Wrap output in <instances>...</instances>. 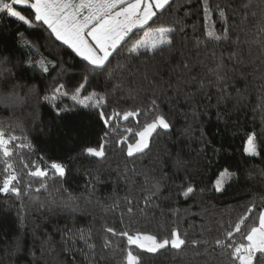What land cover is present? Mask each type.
<instances>
[{"label":"trees","instance_id":"trees-1","mask_svg":"<svg viewBox=\"0 0 264 264\" xmlns=\"http://www.w3.org/2000/svg\"><path fill=\"white\" fill-rule=\"evenodd\" d=\"M247 2L210 0L213 8L219 4L226 15L221 18L218 11H213L205 21L201 0H170L171 7L164 11L161 21L176 23L178 28H183V32L176 36L175 48L152 59L142 56L136 59V65L143 67L144 64L154 66L171 62L175 66L181 61L183 52L194 64L193 75L211 79L213 84L202 90L194 84L189 86L186 91L195 95L188 102L183 92L174 104L169 102L174 93L161 96L159 113L165 115L173 126L167 132L158 128L149 138L151 150L138 156L134 162L126 156L127 145L133 143L137 139L136 133L159 113L141 114L127 121L115 119L110 122V127H106L99 120L98 110L73 107L70 99L61 98L56 103L70 110L57 117L42 97L53 85L54 77H58L55 83L69 85L81 80L78 60L74 61L67 54L49 55L59 50L56 49L58 42L54 37L49 38L47 31L35 25L26 28L14 18L0 14V59L9 61L8 66L13 68L16 77L9 82V87L0 89V97L7 95L11 84L24 85L16 90L24 97L22 104L7 107L6 102L0 100V122L4 126L11 125L18 137L27 135L28 143L32 145L31 148L17 147L24 143L17 140L10 146L11 157L0 154V184L5 175V160L12 165L10 170L21 177L22 188L29 182L33 188L40 183L28 177L25 164L31 168L33 164L49 167L50 162H62L68 169L63 188L77 197L73 202L76 210L72 211L61 207L59 199L56 204L45 203L41 208L35 194L23 198L0 194V264H121V251L128 250L140 254L143 264H231L229 256L215 245V241L224 239L226 233L235 227L247 208L252 206L254 197L257 206L241 225L242 233L246 234L250 226L258 224L259 211L264 207L259 199L264 196V176L261 175L264 157L249 158L243 153L244 142L251 133H255L258 143L264 146V79H261L264 63L257 59L258 46H253V55L250 56L249 45L245 43L251 39L245 33L256 31L251 18L242 22L245 12L242 6ZM18 10L26 16L31 15L29 9ZM206 23L218 33L227 27L232 40L238 36L241 43L237 47L231 42L208 41L201 45L197 57L194 45L205 39ZM18 32H23L26 39L39 45L35 54L37 60L43 54L56 64L64 62L67 67L76 63L77 67L59 77L60 67L51 70L50 66V74L41 75L38 69L26 63L28 49L23 47L24 41L17 38ZM143 37L144 33L140 32L135 38ZM233 51L239 53L244 61L242 64L236 59L229 60ZM213 53L216 58L223 57L227 71L223 96L215 85L214 76L207 75L208 69L215 68L217 62ZM125 60H132L126 49L112 60V66ZM33 85L35 92H29ZM94 88L107 95L105 111L109 114L113 110L121 115L136 108L144 112L148 110L150 90L142 88L131 95L127 90L113 92L112 85H105L103 80L99 81V86L95 81L88 85V92ZM193 108L196 109L195 117ZM18 124L26 131H22ZM105 132L108 133L106 158L82 154L84 147H97ZM177 157L182 162L179 167L175 165ZM217 160L220 164L227 161L233 171L239 169L236 180L221 193L212 190V182L218 174ZM125 166L129 170L135 168L139 173L132 176L129 172L132 183L120 178ZM144 172L157 179L163 176L159 197L153 199L150 207L144 202V196L150 192L141 190ZM49 185L53 191L61 188L58 181H49ZM189 185L194 193L185 198L182 192ZM147 187L151 189V183ZM59 195L67 199L63 189ZM126 197L132 200L131 205ZM129 207L132 212L128 211ZM108 227L117 233L141 232L154 234L160 239L170 237L171 230L176 228L187 240L188 247L181 252L162 250L158 255L147 254L135 245H129L126 237L106 232ZM234 238L246 243L240 233H234ZM194 239L200 242L199 246H191ZM106 240L111 242L109 248H104Z\"/></svg>","mask_w":264,"mask_h":264},{"label":"snow or ice","instance_id":"snow-or-ice-1","mask_svg":"<svg viewBox=\"0 0 264 264\" xmlns=\"http://www.w3.org/2000/svg\"><path fill=\"white\" fill-rule=\"evenodd\" d=\"M203 5V12L205 21L210 18V13L218 11L221 18H224L225 9L219 4L215 7L210 4V0H201ZM248 0L243 4L245 12L242 17V22H247L249 18L254 21L256 28L255 33H245L246 36H251V39L246 40L245 43L249 45V55H253V46H258L260 59L264 63V0ZM167 7H171L170 0H0V14L7 17L14 18L16 21L22 23L26 28H32L34 25L37 28H42L49 33V38H53L56 42V49L49 53L51 56H59L67 54L72 57L74 61L78 60L79 70L81 73V80L76 84L69 85L67 83H55L58 77L53 78V85L48 92L43 95L42 100L47 102L55 111L57 117H62V114L70 109L61 108L56 102L61 98H68L73 102V107H79L86 110H98L99 120L106 126H111V121L115 119H123L127 121L130 117L151 115L153 112L159 113L158 100L161 96H167L169 92L174 93L169 97L170 103H176L179 100L180 94L185 93L184 99L186 102L190 101L195 93L187 92L186 89L191 85H196L197 89L202 90L206 86H211L213 81L211 79L205 80L204 77L193 75L194 64L192 61L181 52V61L177 62L175 66L171 62L149 66L144 64L143 67L136 65V59L145 57L152 59L158 54L165 51L171 52L175 48L176 36L183 32L182 27H177L176 23L168 24L161 21V16ZM20 8L29 9L31 15L26 16ZM188 14L187 12L185 13ZM140 32L144 33L143 38L138 37ZM205 39L198 40L194 45L196 56H200V48L202 44L208 41L212 42H231L237 47L241 43L239 37L232 40L230 30L225 27L222 33H218L214 27H208L206 23L205 31L203 33ZM17 38L23 40V47L28 49L29 60L26 62L31 67L38 69L41 75L50 74L55 67H60L61 71L59 77H62L68 71L77 67L76 63L64 66V62L56 64L55 60L49 59L48 56L41 54L39 60L35 58V54L39 45L31 42L25 38L23 32L17 33ZM131 45L129 46V42ZM127 50L128 55L132 60H125L124 63H117L115 67L112 66V60L119 57L122 50ZM215 68L208 69V76H214L215 85L223 96L226 92L227 85V71L223 57H215ZM236 59L238 63H243V59L239 57V53L233 51L229 54V60ZM7 59H0V89L9 87V82L15 79L13 68L8 66ZM167 73V79H165ZM45 78H47L45 76ZM261 79H264L262 74ZM103 80L105 85L111 84L113 92L125 91L131 95L139 89L151 91V99L147 112L140 108L130 111H125L121 115L120 112L113 110L109 114L105 109L107 108V95L95 90L88 92V85L96 82L99 86V81ZM24 85L11 84L10 91L7 95L0 97V100L6 102L7 107H13L24 102V97L16 91ZM264 87V85H262ZM29 92H35V85H33ZM87 92V95L83 93ZM192 115L195 117L196 109H192ZM22 131H26L23 125L18 124ZM171 122L162 113L156 114L151 122L144 125L143 130L136 133L138 139L134 143H129L126 149V156L132 158L134 162L138 156H143L147 151H150V140L156 130L163 129L165 132L172 128ZM43 132L44 129L41 128ZM15 129L11 125L4 126L0 122V154L8 158L13 155L10 146L17 140H23L24 143L17 145V147H29L32 145L28 143L29 137H18L14 134ZM108 133L105 132L100 138L97 147H84L82 154L104 159L106 158L107 143L106 137ZM203 136V134H202ZM122 147V146H121ZM219 150H217L218 152ZM243 153L246 157L256 158L264 157V146L258 143V138L255 133L247 136L244 142ZM182 162L177 157L175 165L181 166ZM211 166V162H209ZM218 174L216 179L212 182V190L221 193L226 190V186H230V182H234L238 177V167L233 171V166L228 164H220L219 160L216 162ZM28 169V177L31 180H39L38 186L33 188L29 182L23 188L20 186L22 179L12 169V165L5 160V167L3 169L4 178L0 184V194H12L17 198L24 196H31L35 194L39 201V207L43 208L45 203L49 205L56 204L57 199L60 201V206L75 211L76 208L73 202L77 197L73 196L70 191L63 188L67 182V166L62 162H50L49 167H37L35 164ZM34 168V170H32ZM135 176L137 170L135 168L129 170L125 166V171L120 178L126 182H134L129 176ZM144 176V186L142 191L150 192L149 195L144 196L146 207H150L153 199L159 197L162 187L163 176L157 179L149 172L142 173ZM264 176V171L261 172ZM49 181L53 183L59 182L61 188L54 191L50 190ZM151 183V189L147 185ZM63 191L67 195L65 200L59 193ZM194 193L192 186H187L182 192L185 198H188ZM46 194V195H44ZM127 202L131 205L132 200ZM261 204L264 205V196L259 197ZM256 198L254 197L252 206L247 208V211L242 215L235 227L226 233L224 239H217L215 245L224 250L225 254L229 256L231 264H264V207L259 211L258 224H253L247 230L246 234L242 233L241 225L249 219V214L253 213V208L256 207ZM129 212L132 208L129 207ZM178 211V210H177ZM175 214V212L173 213ZM106 232L112 235H119L126 237L129 245H135L144 253L158 255L161 251L176 250L183 251L188 247V242L182 238V234L178 229L174 228L170 232V237L163 239L158 238L154 234H145L137 232L130 234L128 231L117 233L115 229L108 227ZM234 233H240L246 243L238 242L234 238ZM110 241L106 240L104 248L110 247ZM200 242L192 240L191 246L197 247ZM19 250V246L17 248ZM34 255V253H33ZM121 264H143L140 254H134L131 250L126 252L121 251ZM104 257L101 256V259ZM95 264V262H94Z\"/></svg>","mask_w":264,"mask_h":264},{"label":"rangeland","instance_id":"rangeland-1","mask_svg":"<svg viewBox=\"0 0 264 264\" xmlns=\"http://www.w3.org/2000/svg\"><path fill=\"white\" fill-rule=\"evenodd\" d=\"M142 130H143V129H142ZM142 130H141V131H142ZM137 139H138V137H137ZM134 142H135V141H134ZM134 142H133V143H134Z\"/></svg>","mask_w":264,"mask_h":264}]
</instances>
